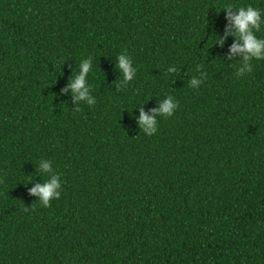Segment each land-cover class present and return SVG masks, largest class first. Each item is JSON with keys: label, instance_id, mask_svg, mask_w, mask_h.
I'll list each match as a JSON object with an SVG mask.
<instances>
[{"label": "trees", "instance_id": "16d2710c", "mask_svg": "<svg viewBox=\"0 0 264 264\" xmlns=\"http://www.w3.org/2000/svg\"><path fill=\"white\" fill-rule=\"evenodd\" d=\"M225 4L264 10L0 0V264H264V61L237 76ZM88 57L93 106L64 92ZM168 96L174 115L144 134L140 109ZM41 159L62 180L49 207L30 195Z\"/></svg>", "mask_w": 264, "mask_h": 264}, {"label": "clouds", "instance_id": "9594fccd", "mask_svg": "<svg viewBox=\"0 0 264 264\" xmlns=\"http://www.w3.org/2000/svg\"><path fill=\"white\" fill-rule=\"evenodd\" d=\"M230 24L227 34L233 36L236 43L231 48L232 56L240 55L243 57L242 62L237 68V76L243 77L253 71L254 61H264V37L258 36V33L264 32V10L254 7L251 4L236 8L232 4H225L224 10ZM216 43L223 45V39L217 38ZM215 43V44H216ZM116 68L122 73V84H127L136 76L137 69L133 64V60L127 53H121L116 56ZM92 58L82 59L79 65V72L70 79L68 89L72 92V96L76 101H86V104L93 106L96 103L90 95L91 86L88 83V76L92 70ZM199 70V69H198ZM175 67H169V74L176 73ZM202 80L193 76L190 87L199 88ZM178 108V103L172 96H168L159 103L157 109L152 113H146L143 108L140 109V115L137 118L142 132L146 135H154L158 131V117H171ZM77 110L79 108L77 107ZM38 170L41 174H48L49 179L43 184H36L30 189V195L39 197V202L44 207H49L51 201L60 199L62 193V180L58 173L53 170L52 161L41 159L39 161Z\"/></svg>", "mask_w": 264, "mask_h": 264}]
</instances>
